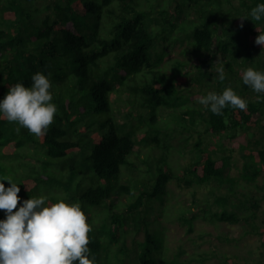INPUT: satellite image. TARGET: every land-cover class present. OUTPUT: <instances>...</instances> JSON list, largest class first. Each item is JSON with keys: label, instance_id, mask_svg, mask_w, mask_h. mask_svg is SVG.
Instances as JSON below:
<instances>
[{"label": "trees", "instance_id": "16d2710c", "mask_svg": "<svg viewBox=\"0 0 264 264\" xmlns=\"http://www.w3.org/2000/svg\"><path fill=\"white\" fill-rule=\"evenodd\" d=\"M240 1L247 15L232 4L224 10V0H0V99L10 86H30L32 75L43 72L50 74L57 106L53 123L40 136L0 119V179L11 177L19 184L17 209L24 199L41 194L49 196V203L58 197L79 202L91 226L88 247L94 264H124L123 257L130 253L124 218L129 214L136 228L145 232L132 264H184L167 258L166 237L159 227H152L149 213L156 203L166 204L173 182L186 190L217 180L220 185L230 183L234 192L232 158L225 152L216 158L209 136L231 132L228 137L235 141L241 132L261 131V139L242 146V177L254 183L264 172V102L242 81L260 51L255 42L259 31L264 32V22L252 21L249 13L264 0ZM189 5L199 23H184ZM230 23L244 28L241 35L231 34ZM178 30L191 40L196 54H213L222 63L226 79L216 77L212 92L232 88L246 100V110L228 107L223 115H215L198 106L205 93L191 94L198 99L189 105L190 98L180 89L187 78L167 75L162 68L169 54L156 52ZM213 61L210 57L207 62ZM256 69L264 71V62ZM197 75L199 88L206 75L214 76L200 66ZM119 101L123 109L116 106ZM171 123L197 135V157L184 167L176 165L180 150L173 146ZM4 184L9 186L8 181ZM124 196L131 201L121 212ZM229 197L217 198L224 209L211 214L210 221H241ZM251 207L255 216L260 202ZM105 209L111 222L107 216L95 221ZM181 218L192 231L198 215ZM260 235L264 243V228Z\"/></svg>", "mask_w": 264, "mask_h": 264}, {"label": "rangeland", "instance_id": "374dc122", "mask_svg": "<svg viewBox=\"0 0 264 264\" xmlns=\"http://www.w3.org/2000/svg\"><path fill=\"white\" fill-rule=\"evenodd\" d=\"M225 1L223 2L224 10L233 5L244 14H248L240 0H232L230 4ZM37 4L40 8L44 7L43 1ZM184 16L185 24L190 21L199 23V17L191 7L186 9ZM247 27L257 29L254 24H249ZM260 27H264V24ZM223 28L227 32V24ZM228 30L231 31V34L237 35L240 31L241 35L244 28L235 27L233 23H230ZM184 37L185 34L178 30L174 37L164 44V47L156 49L157 53L165 50L169 54L168 61L162 70L176 79L187 78L180 86L182 93L187 98H190L191 94H208L213 91V86H216L215 78L218 77V73L215 70L223 68L222 63L213 54H196L191 40L184 39ZM241 38L245 39L244 37ZM258 48L260 51L256 53L254 68L261 66L264 62V46L259 45ZM210 57L214 58L211 63L207 62ZM198 66L202 67L206 74L212 72L214 75L213 77L209 75L204 77L205 85L202 88H199V84L195 81V77L199 76L197 75ZM193 99L192 97L188 99L189 105H194V101L198 98ZM116 106L123 109L125 104L119 101ZM198 106L203 105L198 102ZM167 116L168 111L164 112V117ZM104 118L105 116L99 117V119ZM262 120L264 124V117H262ZM169 127L175 129L171 133L173 146L180 150V155L176 153V165L184 167L193 158L197 157V155H194L197 135L191 131L182 130L174 123H171ZM250 132L248 134L241 132L235 141L228 137L231 132L221 137L209 136L210 144L208 146L212 148V153L216 158L221 157L224 152L232 158L233 170L231 177L235 181L233 193H231L232 186L228 182L220 185L217 180H213L207 185L194 186L193 189L186 190L181 189L176 182H173L168 187L166 204L161 206V203H156L154 206L155 211L149 213L150 221L153 223L152 227H159L166 237L167 258L169 260L177 259L184 264H264V243L260 235L264 228V172L254 183L245 181L242 177L245 162V152L242 146H245L247 141L261 139L263 133L259 130ZM231 150H234V153H231ZM227 195H230L229 198L237 206L233 210H236L241 216V221L236 225L210 221L211 214L221 212L224 209L222 205L217 204V198ZM130 201L126 196L122 197L119 201V210L126 212L125 205L129 204ZM256 202H260L261 208L253 216L251 215V205ZM198 204L200 208L197 207ZM229 209L232 210V208ZM190 211L193 213H190ZM106 213H109L107 209L101 211V218L99 219L96 216L95 221L101 222L107 216ZM194 214H197L198 218L194 221L193 230L191 231L189 225L185 224L181 217L192 218ZM204 214L209 217L204 219ZM126 216L124 218L129 230L126 245L130 253L123 258L125 260L124 264H132L137 255L139 244L145 240V232L136 228L129 214H126ZM107 222H111V217L107 216ZM113 248L118 250L120 247L113 245Z\"/></svg>", "mask_w": 264, "mask_h": 264}, {"label": "clouds", "instance_id": "9594fccd", "mask_svg": "<svg viewBox=\"0 0 264 264\" xmlns=\"http://www.w3.org/2000/svg\"><path fill=\"white\" fill-rule=\"evenodd\" d=\"M249 17L254 22H264V2L253 7ZM259 33L255 42L264 45V32ZM215 71L221 82L226 79L223 68ZM49 76L37 72L32 75L30 86L24 83L10 86L0 99V119L6 118L16 123L18 129L22 127L31 134L42 135L57 112ZM242 81L264 102V71L248 67ZM198 102L215 115H223L228 107L247 109L246 100L230 87L222 93L209 92ZM4 181L9 182L8 187ZM20 191L19 184L11 177L0 179V210L5 213V218L0 219V264H94L88 247L91 226L79 202L58 197L56 202L49 203V196L41 194L24 199L17 209Z\"/></svg>", "mask_w": 264, "mask_h": 264}]
</instances>
